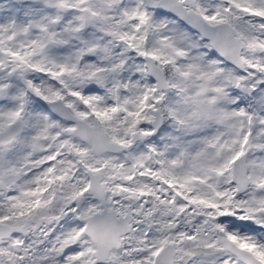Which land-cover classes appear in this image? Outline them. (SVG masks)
Instances as JSON below:
<instances>
[{"label": "snow or ice", "instance_id": "6c2138e0", "mask_svg": "<svg viewBox=\"0 0 264 264\" xmlns=\"http://www.w3.org/2000/svg\"><path fill=\"white\" fill-rule=\"evenodd\" d=\"M0 264H264V0H0Z\"/></svg>", "mask_w": 264, "mask_h": 264}]
</instances>
